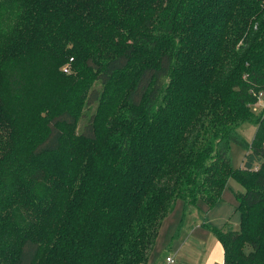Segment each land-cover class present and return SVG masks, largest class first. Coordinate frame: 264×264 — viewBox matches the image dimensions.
Returning a JSON list of instances; mask_svg holds the SVG:
<instances>
[{
	"label": "trees",
	"instance_id": "obj_1",
	"mask_svg": "<svg viewBox=\"0 0 264 264\" xmlns=\"http://www.w3.org/2000/svg\"><path fill=\"white\" fill-rule=\"evenodd\" d=\"M259 92L264 0H0V264H148L176 202L229 178L240 227H206L264 264Z\"/></svg>",
	"mask_w": 264,
	"mask_h": 264
},
{
	"label": "rangeland",
	"instance_id": "obj_2",
	"mask_svg": "<svg viewBox=\"0 0 264 264\" xmlns=\"http://www.w3.org/2000/svg\"><path fill=\"white\" fill-rule=\"evenodd\" d=\"M92 87L99 88V84L97 80L91 79L88 88H92ZM94 108H95L94 105H90L84 108L83 112L85 114V117H79L78 122L76 126L74 127V129H68L67 131L70 133L71 132L79 133L82 130L83 125L87 121L86 118L88 117L90 113H92ZM252 110L256 112L260 109L258 105L253 104ZM237 131H239V133L241 134V136L243 137L245 141L249 142L252 139L255 130H254L253 125L247 122H244L239 126ZM230 146H231L230 147L231 165L234 169H240L243 164L242 159H243V156L246 150L243 146H238L233 143ZM223 191L224 192L221 197V203L219 205L216 203L218 206L215 204L216 206L211 211L212 214L208 215L207 217L205 213L204 215L200 213V215L202 217H205V221L210 220L211 217L214 215L216 217L220 216V214L225 215L231 221L230 227L234 230H237L239 229L240 226H239V221H238L239 216L235 209L236 208L235 196L236 194L243 192V187L235 179L229 178L227 181L226 188ZM181 204L182 202L177 201L174 206V210L170 214H168L167 217L162 221V225L156 237L157 239L155 242L154 249L152 250V253H151L153 256L152 259L154 262H156V264H167L165 263L164 258L165 256H170L171 254L174 256V261L173 263H168V264H182V262H180L181 260L176 255L177 254L176 249L178 246L182 244V242H184L187 239L188 232L186 230V227L187 225L188 226L190 225L187 219L189 215L192 213V210L189 206V208L187 209V211L184 213V216H183L182 215L183 208ZM199 207H201L202 209L205 208L203 207V205H199ZM196 208L197 207H193L195 211H196ZM202 221L204 222V220ZM184 256L185 254L183 253V255H181L180 257L184 258Z\"/></svg>",
	"mask_w": 264,
	"mask_h": 264
},
{
	"label": "crops",
	"instance_id": "obj_3",
	"mask_svg": "<svg viewBox=\"0 0 264 264\" xmlns=\"http://www.w3.org/2000/svg\"><path fill=\"white\" fill-rule=\"evenodd\" d=\"M220 203L221 199L217 202V204L219 205ZM216 205L212 206L211 209H202L199 206L198 209L196 206V211L193 209L194 206H190L192 213L187 219L190 224L186 227L188 232L187 239L176 249V255L181 260L180 262H182V264H190V262L191 264H223L222 246L213 232H211V230L206 227V224L225 229L227 226H231V221L225 215L221 214L218 217L215 215L212 216L208 221H205V217L200 215V213L202 215L205 213L207 217L208 215L212 214L211 211ZM202 220H204V222ZM183 253L185 254L184 258L180 257L183 255ZM167 257L168 256H165L164 258L165 263H173L174 256L172 254L169 256L172 259L171 262L166 261ZM152 258L153 256H151L148 264H156Z\"/></svg>",
	"mask_w": 264,
	"mask_h": 264
},
{
	"label": "built area",
	"instance_id": "obj_4",
	"mask_svg": "<svg viewBox=\"0 0 264 264\" xmlns=\"http://www.w3.org/2000/svg\"><path fill=\"white\" fill-rule=\"evenodd\" d=\"M65 71V70H64ZM257 102L255 103V105H258V107L259 108H264V100H263V98H262V93L261 92H259L258 94H257ZM166 261L168 262V261H172V259L168 256L167 258H166Z\"/></svg>",
	"mask_w": 264,
	"mask_h": 264
}]
</instances>
